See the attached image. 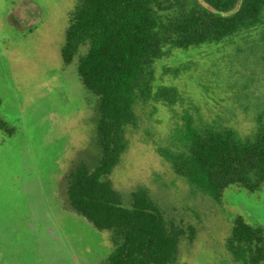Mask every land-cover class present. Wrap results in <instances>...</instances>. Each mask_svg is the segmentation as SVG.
Returning a JSON list of instances; mask_svg holds the SVG:
<instances>
[{
    "label": "rangeland",
    "instance_id": "obj_1",
    "mask_svg": "<svg viewBox=\"0 0 264 264\" xmlns=\"http://www.w3.org/2000/svg\"><path fill=\"white\" fill-rule=\"evenodd\" d=\"M79 1L0 0V120L11 129L0 128V264H102L114 249L110 233L66 198L67 173L98 157L97 97L83 86L76 61L61 57ZM204 51L176 59L173 67L184 71L173 83L206 113L249 132L264 106V65L239 40ZM151 111L149 104L141 110L110 175L122 203L144 188L165 220L185 230L176 264H239L225 238L238 215L264 223V186L231 185L219 202L195 190L155 152L152 140L167 134L171 116L160 103Z\"/></svg>",
    "mask_w": 264,
    "mask_h": 264
},
{
    "label": "trees",
    "instance_id": "obj_2",
    "mask_svg": "<svg viewBox=\"0 0 264 264\" xmlns=\"http://www.w3.org/2000/svg\"><path fill=\"white\" fill-rule=\"evenodd\" d=\"M236 40L264 65V0H80L70 12L61 57L66 65L76 61L83 86L97 97L98 157L67 173L66 198L110 233L114 249L102 264H176L186 233L165 220L144 188L132 191L126 205L110 180L145 105L151 113L156 103L170 112L167 134L152 140L154 150L192 188L219 202L231 185L264 186V106L240 134L173 83L184 71L173 67L178 57ZM0 128L11 130L2 120ZM193 233L189 227V238ZM224 246L239 264H263L264 223L236 216Z\"/></svg>",
    "mask_w": 264,
    "mask_h": 264
}]
</instances>
